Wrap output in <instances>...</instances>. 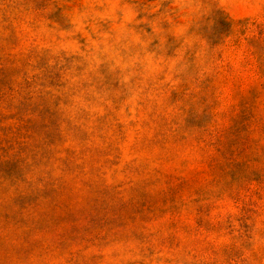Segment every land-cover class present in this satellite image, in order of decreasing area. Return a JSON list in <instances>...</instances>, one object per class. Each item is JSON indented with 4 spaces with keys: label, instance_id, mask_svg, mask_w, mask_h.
I'll use <instances>...</instances> for the list:
<instances>
[{
    "label": "rangeland",
    "instance_id": "374dc122",
    "mask_svg": "<svg viewBox=\"0 0 264 264\" xmlns=\"http://www.w3.org/2000/svg\"><path fill=\"white\" fill-rule=\"evenodd\" d=\"M0 264H264V0H0Z\"/></svg>",
    "mask_w": 264,
    "mask_h": 264
}]
</instances>
